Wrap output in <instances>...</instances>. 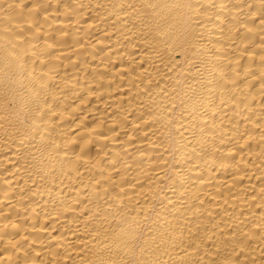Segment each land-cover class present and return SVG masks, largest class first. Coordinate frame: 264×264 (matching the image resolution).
Returning a JSON list of instances; mask_svg holds the SVG:
<instances>
[{
    "label": "bare ground",
    "instance_id": "1",
    "mask_svg": "<svg viewBox=\"0 0 264 264\" xmlns=\"http://www.w3.org/2000/svg\"><path fill=\"white\" fill-rule=\"evenodd\" d=\"M0 264H264V0H0Z\"/></svg>",
    "mask_w": 264,
    "mask_h": 264
}]
</instances>
